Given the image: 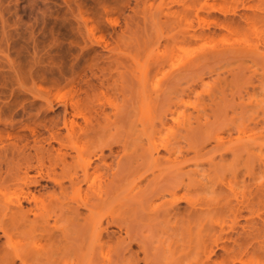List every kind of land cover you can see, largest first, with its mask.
Wrapping results in <instances>:
<instances>
[{
    "label": "rangeland",
    "instance_id": "374dc122",
    "mask_svg": "<svg viewBox=\"0 0 264 264\" xmlns=\"http://www.w3.org/2000/svg\"><path fill=\"white\" fill-rule=\"evenodd\" d=\"M202 1L0 0V154L4 155V159L1 158L4 163L0 160V174L18 166L22 168L21 159L24 155L34 154L30 146L38 138L41 141L39 145L44 149L51 145L57 150H51L52 156L60 151L59 154H65L66 168L55 167L54 177L57 175L58 180L55 179L60 181L59 178L63 180L64 176L61 182L68 186L67 179L73 172L69 163L74 161L75 155L70 145L71 131L74 133L72 137L78 138L77 151L81 149L85 156L91 151L86 143L90 146L97 144L93 146L97 154V147L110 142L114 145L113 154L102 148L104 162L106 166L110 165L109 168L93 176L101 186L105 202L103 211L113 207L121 220H128L133 225L130 230L133 232L124 235V231H118L116 226L106 225L108 217H102L106 230L97 243L91 241L92 235L81 229L83 220L73 219L69 227V264H97L98 248L92 249L97 245L103 246L102 252L108 259L103 264H132L136 254V264H175L171 252H175V257L184 259L181 264H208L206 255L211 250L214 254L210 255L212 262L209 264L214 260L216 264H240L233 256L225 255L226 249L235 248L231 241H220L219 244L225 245L224 250L215 248L213 242L220 227L227 231L231 224L229 212L221 213L220 210L226 201L221 190L227 192V196L231 194L228 199L234 203L229 188L239 194L238 199L241 195L244 199L250 191L253 194L257 187L264 186V46L253 32L243 30V22L239 30L229 34L212 25L207 31L208 37H203L195 14L209 23H218L223 15L201 7ZM244 1L249 9L239 8L236 14H228L227 17L238 21L239 14L246 13L245 16H248L255 12L263 15L264 0ZM207 2L208 5L230 9L236 6L229 0ZM260 27L259 31L264 32V26ZM98 105L102 107L96 109ZM178 113L187 127H176L173 123ZM90 117H94L93 120ZM162 119L170 125L169 128H177V131L169 134L162 131L159 123ZM66 124H70V130L66 129ZM52 125H55L54 128H51ZM49 132L58 137L60 135L58 139L62 140H49ZM238 135L250 136L253 143L237 144ZM146 139L169 140L168 150L159 149L158 154L163 162L167 161L166 167L172 165L169 170L165 168L166 172L160 174L153 167V173L148 172L152 167L149 168L150 164L146 162L150 153ZM254 141L261 144V150ZM255 154H258L257 157ZM89 158L93 165L100 164L93 156L89 155ZM17 159L22 161H18L19 165H16ZM246 159L252 160V166ZM7 160L11 161L8 165ZM121 163L125 165L121 166ZM133 167L137 168L133 170ZM28 173L33 175L34 171L29 170ZM141 174L145 179H141L137 189L132 192L124 189L127 182ZM177 175L183 178L178 180ZM154 177L157 179L152 180ZM171 177L174 181L169 180ZM174 183L177 187H173ZM88 184H81V195L87 192L90 196L93 192ZM12 186L15 185H10L7 190L1 188L0 201L14 199L12 196L19 186ZM174 188L178 191L176 198L180 196L191 200L194 208L181 200L177 208L178 215L183 216L176 215L168 222L161 221L162 224L148 223L141 214L135 215L134 205L128 202L137 190L144 195L151 190H165L162 198L154 199L156 206L172 200L168 192ZM29 189H42L46 194L52 189L57 191L55 184L49 180H41L39 185ZM5 191H11V194L8 193V196ZM67 192L66 201L65 198L60 201L71 202L69 207H75L76 199L71 189L68 188ZM219 197L225 201L222 202ZM25 204H22L24 209L28 207ZM253 209L259 217H254L256 213L252 217L260 222L259 218L264 217V201L263 205H255ZM80 212L88 214L81 207ZM241 214L237 225H234L236 229L224 236L235 237V230L242 231L240 225L245 226V218L250 213L243 211ZM71 217L69 213V219ZM176 234L184 236L182 239L185 240L180 248L174 250ZM122 239L124 244H119ZM0 240V246L6 248L4 238L0 237ZM129 240L131 244L127 247L125 243ZM258 241L259 250L245 255L251 262L248 264H264V235ZM25 243L22 237L11 242L19 247ZM129 252L133 258L128 255Z\"/></svg>",
    "mask_w": 264,
    "mask_h": 264
},
{
    "label": "bare ground",
    "instance_id": "6f19581e",
    "mask_svg": "<svg viewBox=\"0 0 264 264\" xmlns=\"http://www.w3.org/2000/svg\"><path fill=\"white\" fill-rule=\"evenodd\" d=\"M230 2L234 3L236 5L234 8L232 7V9H230L228 7L224 8L221 5H211V4L208 5L207 0L202 1V6L201 7H203V8L205 7L207 9H209V10H213L215 12H218V13H220V15H223L222 16L223 18L221 20H219L218 23L217 22L209 23L205 19H201V18L199 19L197 14H195L196 15V19H197V21H196L197 25L201 29V31H200L201 35L203 37H206L207 34H208L207 31H208L209 27H211L212 25L216 26V29L217 28L223 29L224 31H226L229 34L231 32L239 30L242 27V25H240V24H241V22H243V26H244L243 30L249 31V32L250 31L253 32L254 36H257L258 41L261 42V45L264 46V32H263V30L259 31V27L260 26H264V13L262 15V13L261 14H258V13L256 14L255 12H251V14L248 15V16H245L246 13H245V15L244 14H239L240 22H239V20L235 21L234 18L227 17V15L228 14H230V15L236 14L235 11L237 9L239 10V8L247 10V9H249L248 8L249 5L246 7L245 6V2L246 1H244V0H229V3ZM250 7H251V5H250ZM256 10L257 9H254V11H256ZM259 10H260V7H259ZM203 11H204V9H203ZM193 15H194V13H193ZM207 16L209 17V13L207 14ZM263 58H264V53H263ZM263 63H264V60H263ZM263 66H264V64H263ZM92 76H93V74H92ZM97 77H98V75H97ZM71 83H73V82H71ZM88 88L90 89V87H88ZM71 90H72V88H71ZM93 90H95V89H93ZM51 99H54V98H51ZM50 106L52 107V105H50ZM71 107H73V106L71 105ZM99 107H102V106L98 105V107H96V109L97 108L100 109ZM91 109H93L94 112H95L94 108H91ZM75 111H76V109H75ZM78 112H76V115H77ZM173 113L175 114V112H173ZM80 114L81 113H79V115ZM90 118H92V117H90ZM93 118H92V120H93ZM173 120H174V122H173ZM173 120H172V122L174 124H176V127L177 126H179V127L180 126L181 127H187L188 126V125L186 126V122H185V120L183 118L181 120L179 119V113H178V117L173 119ZM88 121H90V120L88 119ZM71 122H73V121H71ZM50 123H52V122H50ZM68 123H69V121H68ZM159 123H160V125L162 127V131L163 130L165 132L167 131L168 134L169 133H173V132L175 133V131H177V128H174V127L173 128H169L170 125H168L166 122H164L163 119ZM42 125H45V124L43 123ZM69 125L70 124H66V129L67 130L71 129V126L69 127ZM52 126L53 127H51V128H54L55 125H52ZM94 130H95V128H94ZM30 131H32V130H30ZM77 132H79V129L77 130ZM241 132L244 133L245 130L242 129ZM35 133H36V131H35ZM70 133H71V138H72V142H71V138H70V145L75 150L73 152V153H75V155H74V161L72 163H69V168H72L73 172L69 175V177L67 179L68 183H69L68 186L67 185L64 186L63 183L61 182V181L64 180V176H62L63 180H61L59 178V176H58L60 181H57L58 180L57 179V175L55 176L57 180L54 177V175H55L54 174V172H55L54 168L55 167H60V169H65L66 168L65 167L66 166L65 154H59L61 151L60 152L58 151L59 153H57L56 155L53 153L54 156H52V154H51L52 151L51 150H54V148L53 147L51 148L50 147L51 145H50V146H48L47 149H44V147L39 145V142H41V141H39L38 138H37V141H33V145L30 146V150L34 149L33 150L34 154L32 156H28V157L26 155H24V157L22 159L20 158L21 160H23V162L21 161L22 163L20 162V159L16 160L17 161L16 165H19L21 163V166H23L22 168H20L18 166L17 169H16V167L14 168L12 166L14 168V169L12 168L14 171L13 170H8L7 173H5V171H4L5 174H3V175L0 174V191H1V188H4V190H7V188H10L9 187L10 185L19 186V188H20V189L18 188V190L16 189L14 191L15 195L12 196V197H14L13 200H9L7 202L0 201V237L4 238L5 244H6V248L4 246L3 247L0 246L1 247L0 248V264H15L16 261H18L19 264H69V234H70L69 230H71L69 227H70V224L73 221V219H76V220L81 219V220H83L84 224L81 226V229L84 232H86L87 235H92L91 236L92 237L91 241H93V242L95 241L97 243L100 242V239L102 238V235H104V232L106 230L105 226L103 227L102 217L103 218L104 217H108L109 220L105 221L106 225H109V226L110 225H114V226H116L118 231H121V232H122V230L124 231V235H130V232L131 233L133 232V231H130L132 229L131 227L133 225L131 226L128 220H121L119 218V216L116 214V211L114 209H112L113 207L112 208H108L107 210L103 211L104 210L103 207L105 205V202H104L103 197H102L101 186H99L98 183H96L97 181H96L95 177L93 176L94 173L109 168L110 165L106 166V164L104 162L105 156L103 155L102 148H104V147L107 148L109 150V153L111 154L112 153V146H114L113 143L110 142V143L103 144V146H101V147H97V149L99 148L97 150L99 152V154H97L96 150H95V147H93L94 145H97V144H92V146H90V144L88 145L86 143L87 141H84L86 143V145L88 146V148L91 149V151L88 153V155L85 156L84 153L80 152L81 149H80V151H77L78 148L76 147L77 146L76 143L78 142V138L72 137L73 134H74L72 131ZM49 134H50V132H49ZM6 135H8V134H6ZM80 136H81V134H80ZM85 136L86 135H84V137ZM26 137H27V135H26ZM59 137H60V135H59ZM59 137H58V135H55V133L54 134H50L49 140H54V141L57 142L58 140L61 139V138L58 139ZM259 137H257V139ZM261 137H263V136H261ZM44 138H46V137H44ZM39 139L43 141L42 138H39ZM5 140H6V138H5ZM115 141H117V140H115ZM215 141L218 143V138L217 137H215ZM63 142L64 141H61L62 144H64ZM88 142H90V141H88ZM117 142H119V141H117ZM236 142H237V144H248L249 142L253 143L252 139H250V136H248V135H244V136L243 135L242 136L238 135L237 138H236ZM58 144H59V142H58ZM232 144L233 143H231V145ZM255 144L258 147V149L261 150V144L260 143H256V142H255ZM6 145H7V142H6ZM148 145L150 146L149 147L150 153H149V156L146 158V162L148 164H150L149 168L152 167L151 169H149L150 171H148V172H152L153 173V170H154L153 167H154V168H157L156 172L157 173L159 172L161 174L165 170V168L168 169V167H172V165H169V166L166 167L165 164L168 165L167 161L163 162L162 158L158 157L159 149L168 150L169 140L163 141V140L160 139V141H157V140L151 139V141H148ZM249 145H251V144L249 143ZM252 145H254V144H252ZM64 146H67V145H64ZM229 146H230V144H229ZM19 148H20V144H19ZM85 148H83V149L85 150ZM8 151H10V150H8ZM195 151H196V149H195ZM22 152H24V150ZM26 153L29 154L30 152H26ZM7 154L9 155V152ZM31 154H32V152H31ZM2 155L3 154H0V156H1L0 160L2 158ZM89 155L93 156V158L95 160H97L100 164L93 165L94 162L91 160V158H89ZM257 155L255 154V157H257ZM21 157H22V155H21ZM2 159H4V158H2ZM5 159H9V158H5ZM256 159H259V158H256ZM246 160L250 163L249 165H251L252 160L251 159H246ZM7 161L9 162V163H7V165L11 163L10 160H7ZM18 161L20 162L19 164H18ZM258 161H260V160H258ZM2 162L4 163V161H2ZM14 162H12V163H14ZM33 162H34V164H32ZM46 162H47V164H46ZM5 164H6V160H5ZM122 164H124V163H121V166H122ZM125 164H128V162H126ZM259 164L260 163H258V165ZM1 166H3V164H1ZM134 168L135 167H133L132 169L134 170ZM177 168H178V166H177ZM8 169H10V168H8ZM179 169H181V168H179ZM29 170H32V173L34 171V174L33 175H29V173H30V172L28 173ZM78 170L80 171V173H78ZM0 171H1V168H0ZM164 172H166V171H164ZM167 173H168V171H167ZM60 175H62V174H60ZM103 176H104V174H103ZM171 176H174V175H171ZM177 176H178L177 177L178 180L183 178V176L181 177V175H177ZM115 177H117V176H115ZM125 177H126V175H125ZM66 178L67 177H65V180H66ZM143 178H144V176L142 174L139 175L138 178H133V179L131 178L132 180L126 183L127 187H124V189L128 188V190L130 192H132L133 190H135V189H137L139 187L141 179H143ZM115 179L116 178L113 179L114 182H115ZM153 179H157V178L154 177V178H152V180ZM41 180H49V181L52 182V184L54 183L55 186L57 187V191L55 189H52L50 192H47V194H46L45 191H43L44 187H43V190L42 189L41 190L38 189V190H33L32 191V190H30L31 188L29 189V187H31V186L33 187V186L39 185V182ZM108 180H110V179H108ZM169 180H173V178L171 177V178H169ZM169 180H167V181H169ZM111 181H112V179H111ZM173 181H172V183H173ZM175 181H177V179H175ZM196 182H198V180H196ZM102 183H103V181H102ZM198 183H199V185H201L200 182H198ZM81 184H88V188L89 189H91V188L93 189V192L90 193L91 194L90 196L87 195V192L85 194L81 195V192H82ZM106 184L107 183L105 181V185ZM170 184L171 183H169V186H170ZM194 184L197 185L196 183H194ZM258 184H257V186H258ZM15 186L14 187L12 186V187L15 188ZM174 186L177 187L176 184L173 185V187ZM255 186L252 187L253 190H254ZM162 187H164L163 184H162ZM162 187H161V189H163ZM68 188L71 189V193L76 199V204H75L76 206L74 204H71V205H74L75 207H73V206L69 207V204L71 202L70 203H68V202L65 203L63 201H60L61 198H65V201H66V198L68 196V192H67ZM168 188H170V187H168ZM175 188L171 192H168L169 195L171 196L172 200L163 202L161 204H157L156 206L154 204V199L162 198L164 193H165L166 188H165V190H158V189L156 191L155 190H151L150 193L147 192L148 195H144V193H141V191L137 190L136 193L133 192L134 194H132V196L129 197V201L128 200H126V201L131 202V205H134V207H133V210L135 211L134 214L135 215H137V213L141 214L142 217H144L148 223L154 222V224H156V223L159 224V222H161V221L162 222H168L171 218H174L176 215H178L177 205H178V203L181 200H184L188 205H191L194 208V206H193L194 202H192L191 200H189L187 198H185V199L180 198V196H179V198H176L178 191H175ZM49 190L50 189H48V191ZM228 191L233 194L234 203H232V201L230 202L229 199H228V196H230L231 194L228 192L230 195L227 196V192L222 191V190H221V192L224 194V195L222 194V197L226 196V201L223 198H221V197H219V199H223V200H221L222 202L225 201V202H223V204L221 202L222 205L220 206V208H221L220 210H221V213H223V211L224 212H226V211L229 212L230 217H231L230 218L231 224L228 226L229 229L227 227V229H228L227 231H225L226 229L224 230L223 227H220V229L217 231L218 237L213 242V245H214L215 248H219L221 250H224L225 249V245L219 244L220 241H222V240L223 241H231L235 248H231L230 250L226 249L225 250V255L227 257L233 256L234 259L236 260V262H238L240 264H248V263H251V262H250V260L247 259V257H245V255L252 254V253H254V252L259 250L260 245H259L258 239L261 238V236L264 235V219H263L264 217L263 218H259V219H261L260 222L255 220V219H258V218L254 219L252 217V215L254 216L255 213H256V216H254V217H259V214L253 209V207L255 205L257 207L263 205V201H264L263 200V198H264V186L261 185V186L257 187V189L255 190V192L253 194H252L253 191H250V189H249L247 191V192L250 191L249 196L247 198H244V199L242 198V195L238 199V195L239 194L238 195L235 194L232 189L229 188ZM10 192L11 191H9L8 193L11 194ZM126 192H127V190H126ZM0 193H2V192H0ZM3 193H4V191H3ZM8 193L6 195L9 196ZM106 193L107 192H105V194ZM187 193H189V192H187ZM117 195H119V194H117ZM121 195H123V194L121 193ZM219 195H221V193ZM216 200L218 202V198ZM216 200H215V202H216ZM126 201H124V202H126ZM24 203H26L25 205H28V207L26 209H24L23 206H22V204H24ZM110 203L112 204V202H110ZM80 207L86 209L88 214L87 215H83V214H81V212L79 213V208ZM109 207H111V206H109ZM128 207H126V209ZM130 208L132 209V207H130ZM117 211H123V209L122 210H118L117 209ZM243 211L249 212L250 216L245 218L246 219V223L244 224L245 226H241L238 223L240 225V227H242L241 228L242 231L238 232L237 230H235L236 231L235 237L224 236V234H226V235L229 234L228 233L229 231L232 233V231H234V229H236V228H234L235 227L234 225H237V221L241 217V215H243V214H241ZM257 211H258V209H257ZM124 212H127V211H124ZM69 213L72 215L71 219H69ZM182 213H184V212H182ZM197 213H198V211H197ZM200 214H202V213H200ZM179 216L180 215H178V217ZM182 216L183 215H181L180 217H182ZM192 216L196 217V215H194V214ZM189 217H191V216H189ZM123 219H127V218H123ZM193 220H195V219H193ZM162 222H161V224H162ZM153 226H156V225H153ZM78 227H80V226H78ZM209 229L212 230V227H209ZM80 233H82V232H80ZM75 234H76V232H75ZM105 235H108V234H105ZM176 236H177V238L174 240L176 247L174 248V250L176 248L178 249V247L180 248V246H181V244L183 242V239H184V238L182 239V237H184L182 235L179 236V235L176 234ZM19 237H22V239L25 240V242H26L22 247L15 246V245L11 244L12 239L19 238ZM125 239H127V238H125ZM124 242H125V240L122 239L121 242H118V243L119 244L120 243L124 244ZM185 243H186V241H185ZM0 244L2 245V242ZM90 244L92 246V242H90ZM130 244H131V240H129L128 243H125V245H127V247ZM171 244H172V241H171ZM94 248H98L97 249L98 250V253H97L98 254V262H97V264H103V263H105V261L107 263L108 259L104 257V252H102L103 251V246L102 245H97V247H92V249H94ZM124 249H125V247H124ZM171 254L173 255V263L181 264L184 261V259L182 257H179V256L175 257L174 256L175 252H171ZM213 254H214V251L211 250L210 254L206 255V261H207L208 264L212 262L211 259H210V255H213ZM128 255H131V253L128 254ZM128 255H127V257H129ZM137 255L138 254H136V256L134 255V257L137 258ZM132 256L133 255H131V257ZM145 256H144L143 259H145ZM136 258H133L134 259V262H133L134 264H136V262H138V261H135V260H137ZM130 259L131 258L129 257V260ZM234 259H233V261H235ZM161 260H162V258H161ZM163 260H165V259H163ZM216 263L217 262L214 260L212 264H216ZM145 264H147V263H145Z\"/></svg>",
    "mask_w": 264,
    "mask_h": 264
}]
</instances>
